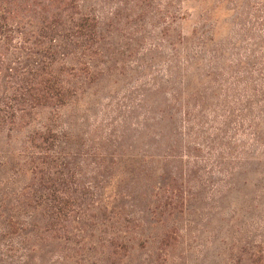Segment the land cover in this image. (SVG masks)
<instances>
[{
	"label": "rangeland",
	"instance_id": "obj_1",
	"mask_svg": "<svg viewBox=\"0 0 264 264\" xmlns=\"http://www.w3.org/2000/svg\"><path fill=\"white\" fill-rule=\"evenodd\" d=\"M76 1L96 38L52 44L78 92L0 129V264H264V0ZM15 29L8 86L46 46Z\"/></svg>",
	"mask_w": 264,
	"mask_h": 264
},
{
	"label": "trees",
	"instance_id": "obj_2",
	"mask_svg": "<svg viewBox=\"0 0 264 264\" xmlns=\"http://www.w3.org/2000/svg\"><path fill=\"white\" fill-rule=\"evenodd\" d=\"M19 3L21 13L24 14L21 18L15 16L17 21L12 19L15 9L9 6V10L0 8V129L11 130L16 125L17 118L26 115L34 108L47 106L57 108L76 94L78 92L76 88L64 84V80L54 69L55 57L57 53H62L60 52L62 45L52 43L65 36H75L83 42H90L96 38L93 25L90 24L95 18L80 12L76 0H19ZM16 26L23 40L29 37L40 38L46 46L36 51L35 57L31 54L27 55L29 58L24 56L21 68L19 71L15 69L13 73L15 86H8L4 77L12 68L7 66V57L3 55L2 48H5L8 40L6 32H15ZM40 153L47 152L40 151ZM58 182L60 179L56 182L50 181L49 184L46 182L38 184L37 190L43 191L44 197L38 201L37 207L42 218L41 227H45V231L49 234L51 231L53 233L60 231L59 235L62 237L63 233L67 232L62 229L69 220V213L65 211L69 202L59 197V194L65 193L66 187L62 182L61 184ZM26 204L29 205L24 203ZM29 221L27 224L32 225L33 220ZM17 222L11 216L6 219L7 227L18 225ZM33 249L34 246L29 248L30 251Z\"/></svg>",
	"mask_w": 264,
	"mask_h": 264
}]
</instances>
